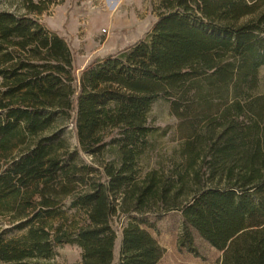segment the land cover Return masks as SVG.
<instances>
[{"label":"trees","instance_id":"1","mask_svg":"<svg viewBox=\"0 0 264 264\" xmlns=\"http://www.w3.org/2000/svg\"><path fill=\"white\" fill-rule=\"evenodd\" d=\"M48 5L0 8V264H55L65 243L76 264H113L119 231L116 264H156L141 216L174 209L193 251L195 230L220 252L205 264H264V0H156L153 29L78 81ZM159 99L181 143L148 168Z\"/></svg>","mask_w":264,"mask_h":264},{"label":"rangeland","instance_id":"2","mask_svg":"<svg viewBox=\"0 0 264 264\" xmlns=\"http://www.w3.org/2000/svg\"><path fill=\"white\" fill-rule=\"evenodd\" d=\"M156 0H49L48 8L39 20L51 32L62 36L71 46L75 55V75L80 79L85 67L96 60L136 43L144 38L157 21L151 11V4ZM7 5V0H0V8ZM121 17L136 12L130 25L111 32L109 24L114 10ZM264 87V67L260 69ZM149 117L159 130L150 135L153 149L146 155L148 168L157 166L158 162L170 166L181 140L177 133V120L171 113L169 102L157 100L151 107ZM72 152L77 150V157L90 161V155L84 151L78 140L77 132L70 122L64 131ZM151 225L148 229L165 249L156 264H205L214 261L220 252L192 230L197 252L190 247L184 236L185 226L179 210L164 211L159 215L141 216ZM127 219V218H125ZM124 219V220H125ZM116 239L114 260H119L121 235ZM56 255L50 260L55 264H76L81 260V248L76 244L65 243L57 247Z\"/></svg>","mask_w":264,"mask_h":264},{"label":"bare ground","instance_id":"3","mask_svg":"<svg viewBox=\"0 0 264 264\" xmlns=\"http://www.w3.org/2000/svg\"><path fill=\"white\" fill-rule=\"evenodd\" d=\"M136 12H133L132 17L129 14H124L123 17H121L119 11L116 9L113 11L111 16V21L109 24V30L111 32L121 29L123 26L130 25V22L132 19L135 18Z\"/></svg>","mask_w":264,"mask_h":264}]
</instances>
